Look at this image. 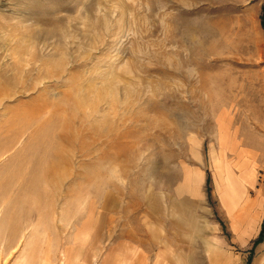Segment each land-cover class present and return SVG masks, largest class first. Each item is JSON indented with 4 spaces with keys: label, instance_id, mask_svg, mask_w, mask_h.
I'll return each mask as SVG.
<instances>
[{
    "label": "rangeland",
    "instance_id": "374dc122",
    "mask_svg": "<svg viewBox=\"0 0 264 264\" xmlns=\"http://www.w3.org/2000/svg\"><path fill=\"white\" fill-rule=\"evenodd\" d=\"M263 191L255 0H0V264H248Z\"/></svg>",
    "mask_w": 264,
    "mask_h": 264
},
{
    "label": "crops",
    "instance_id": "0c3cea01",
    "mask_svg": "<svg viewBox=\"0 0 264 264\" xmlns=\"http://www.w3.org/2000/svg\"><path fill=\"white\" fill-rule=\"evenodd\" d=\"M255 1L257 5V10L260 13V19H261V25H262V18L264 19V0H255ZM240 184L241 186H243L242 183ZM238 186H239V183H238ZM243 188L245 187L243 186ZM243 188L242 190L244 191ZM243 193L242 195L240 193L239 198L242 199L240 202H239V199H235L236 201L234 200L235 202L233 203V209L231 212L233 213L235 210H237L235 214L236 215L235 219L238 221L237 223L239 226L237 225V227L241 230L240 235L243 237V239H240L242 241V244L250 245V244H253L254 241L258 238L261 232L262 224L264 222V191L260 192V195L254 199L253 198L249 199L248 197H245ZM207 247H208V250H212L211 244L207 243ZM258 247L262 249L261 250L262 254L259 256V259L264 261V242L258 245ZM169 249L171 250L172 247H170ZM178 252H179L177 253L178 256L173 255V257H171V259L173 258L174 260H177L176 264H178L179 259L185 256V253L181 251L180 248ZM181 254L182 256L180 257ZM259 264H263V263L261 262Z\"/></svg>",
    "mask_w": 264,
    "mask_h": 264
},
{
    "label": "trees",
    "instance_id": "16d2710c",
    "mask_svg": "<svg viewBox=\"0 0 264 264\" xmlns=\"http://www.w3.org/2000/svg\"><path fill=\"white\" fill-rule=\"evenodd\" d=\"M262 25L264 26V19L262 18ZM264 242V222L262 224V228H261V232L258 236V238L254 241L253 243V248L251 249L250 251V257H249V260H248V264H251L252 263V260H253V255H254V250L255 248L262 244Z\"/></svg>",
    "mask_w": 264,
    "mask_h": 264
},
{
    "label": "bare ground",
    "instance_id": "6f19581e",
    "mask_svg": "<svg viewBox=\"0 0 264 264\" xmlns=\"http://www.w3.org/2000/svg\"><path fill=\"white\" fill-rule=\"evenodd\" d=\"M18 230V229H17Z\"/></svg>",
    "mask_w": 264,
    "mask_h": 264
}]
</instances>
